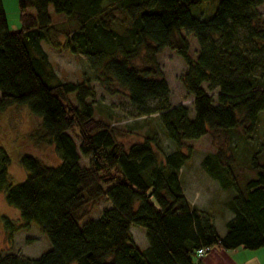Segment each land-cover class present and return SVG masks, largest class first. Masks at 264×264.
I'll return each mask as SVG.
<instances>
[{
    "label": "trees",
    "instance_id": "1",
    "mask_svg": "<svg viewBox=\"0 0 264 264\" xmlns=\"http://www.w3.org/2000/svg\"><path fill=\"white\" fill-rule=\"evenodd\" d=\"M204 1L18 0L20 26L11 30L0 0V108L26 104L40 117L30 135L60 159L23 153L27 173L12 183L0 145V191L20 216L1 215L0 264H197L199 247L264 246V141L247 158L229 143L239 126L250 137L264 110L263 0H218L209 17L194 16L191 7ZM42 41L83 55L103 87L116 91L113 81L125 90L136 115L155 113L171 149L153 129L127 145L118 140L117 127L86 100L89 77L58 79ZM164 48L186 65L180 80L192 115L186 104L170 103L157 58ZM207 133L225 137L200 161L229 192L223 234L213 211L188 200L179 177L193 151L186 140ZM103 199L108 205L91 216L89 206ZM32 222L50 242L36 257L13 251L15 232ZM132 223L145 228L143 248Z\"/></svg>",
    "mask_w": 264,
    "mask_h": 264
},
{
    "label": "rangeland",
    "instance_id": "2",
    "mask_svg": "<svg viewBox=\"0 0 264 264\" xmlns=\"http://www.w3.org/2000/svg\"><path fill=\"white\" fill-rule=\"evenodd\" d=\"M2 3L6 13L8 28L11 30L18 29L20 26L18 0H2ZM217 3L218 0L204 1L192 6L191 13L196 17L207 18L214 12ZM28 10L30 12L34 11L33 8H28ZM48 10L53 19H61V16L55 14L51 4L48 5ZM259 10L264 15V0L259 6ZM41 44L58 79L79 81L85 76L89 77L93 95L88 96L86 100L93 103L96 116L107 119L110 123H113V126L117 127V139L124 145L142 139L145 132L153 129L158 133L161 147L165 151L171 149L170 141L163 136L158 127L159 124L162 128L155 113L148 116L136 115L125 90L113 81L109 84L112 86L111 89L114 87L117 89L116 91L107 90L103 87L92 76V72L83 55L72 53L67 49L53 47L45 41H42ZM157 58L169 86L170 103L182 102L186 104L190 109V115H192L191 96L187 93L180 80V75L186 68L183 59L170 48H164ZM138 62H140V59H138ZM46 81L51 83L47 79ZM39 121L40 117L33 114L26 104L12 103L0 108V145L10 158L7 171L12 183L23 180L27 173L19 160L20 155L23 153L35 155L46 163H57L60 161L52 144L35 141L30 135L38 126ZM241 133H243L241 126L234 129L231 132L229 143L231 142V145L234 146V151L237 152V155L247 158L250 150L258 147V143L264 141V110L259 111L256 128L250 137L246 138ZM224 138L222 133L215 135L207 133L199 138L187 139L186 144L191 145L193 151L191 158L186 161L182 167L183 169L179 172L184 192L189 198L194 197L197 204H205V206L207 204L206 208L214 212L218 230H222L221 223L218 220L223 219L225 212L229 213L225 204L229 197V192L218 185L217 181L205 171L200 161L206 152L214 151L216 147L224 146ZM225 142L227 143V141ZM183 150H186V148L183 147ZM84 161L85 158L82 157L81 162ZM254 175L255 173L252 174V176ZM107 205L108 202L103 199L98 204L89 206V214L96 217L100 210ZM220 209L223 215L219 212ZM1 215H7L14 220L20 217L18 209L6 202L3 190L0 191V248L5 244L3 241L4 232ZM130 231L138 246L143 248L147 245L145 228L142 225L132 223L130 224ZM49 246L48 238L34 222L30 224L28 229L18 230L14 234L13 251L36 257ZM211 249L214 252L211 254L210 264H227V250L213 245L205 254ZM217 249L222 252H217ZM71 264L76 263L72 262Z\"/></svg>",
    "mask_w": 264,
    "mask_h": 264
},
{
    "label": "crops",
    "instance_id": "3",
    "mask_svg": "<svg viewBox=\"0 0 264 264\" xmlns=\"http://www.w3.org/2000/svg\"><path fill=\"white\" fill-rule=\"evenodd\" d=\"M183 169V168H182ZM185 193V192H184ZM186 197L188 200L195 204L196 206L199 205L198 207L201 208H206L205 204H197L195 201L194 197H188L187 194L185 193ZM218 210V209H217ZM219 212L223 215L222 210L220 209ZM227 214V215H226ZM223 216V219L218 220L219 223H221L222 230H218L216 222H215V215H214V224L220 234H223L226 230L225 226V220L231 215L230 213L225 212ZM218 247V246H217ZM220 248V247H218ZM223 249V248H222ZM227 250V264H264V246H259L256 248H245L242 246H238L232 249H225ZM211 252V253H210ZM213 249H211L208 253L204 254L200 261L197 262V264H210V259H211V254H212ZM217 252H222L217 249ZM210 253V254H209Z\"/></svg>",
    "mask_w": 264,
    "mask_h": 264
},
{
    "label": "built area",
    "instance_id": "4",
    "mask_svg": "<svg viewBox=\"0 0 264 264\" xmlns=\"http://www.w3.org/2000/svg\"><path fill=\"white\" fill-rule=\"evenodd\" d=\"M206 250H207V247H199L196 251V255L198 257H202L205 254Z\"/></svg>",
    "mask_w": 264,
    "mask_h": 264
}]
</instances>
